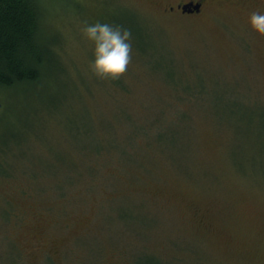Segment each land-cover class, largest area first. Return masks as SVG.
<instances>
[{
  "label": "rangeland",
  "instance_id": "obj_1",
  "mask_svg": "<svg viewBox=\"0 0 264 264\" xmlns=\"http://www.w3.org/2000/svg\"><path fill=\"white\" fill-rule=\"evenodd\" d=\"M40 1L43 77L0 87V264H264V1ZM96 20L132 31L118 79L89 66ZM129 115L187 138L156 121L127 151Z\"/></svg>",
  "mask_w": 264,
  "mask_h": 264
},
{
  "label": "trees",
  "instance_id": "obj_2",
  "mask_svg": "<svg viewBox=\"0 0 264 264\" xmlns=\"http://www.w3.org/2000/svg\"><path fill=\"white\" fill-rule=\"evenodd\" d=\"M44 11L41 7L40 0H0V87H13L16 85L35 84L43 77V71L47 68V63L52 57V51L50 49V43L47 41L42 31V20ZM44 22V21H43ZM151 43L149 53L145 51H136L139 57L158 54L160 47L155 46L156 43L163 46V44L156 42ZM164 47V46H163ZM162 47V48H163ZM142 60V59H141ZM143 62V61H142ZM150 68L153 64L144 60ZM174 84V83H173ZM182 95V94H181ZM180 113L187 117V114L182 111L177 112V118H180ZM127 123L128 130L121 143L125 146L127 151L129 146L134 142L135 135L141 133L147 135L148 129L152 128L151 125L156 121H160L158 117L154 118L153 122L145 124H138L134 122L130 115L129 118L124 119ZM150 121V120H149ZM148 122V121H146ZM160 125L157 127V131L147 135V140L164 141L169 139V142L165 143L168 151L178 149L181 138L184 137L185 130L180 128L182 134L179 132L174 133V141L168 135H163V131L169 125V122L160 121ZM174 123V122H173ZM183 130V131H182ZM185 139L187 136L184 137ZM165 139V140H164ZM161 143V142H160ZM138 148L137 145L133 146ZM130 152V153H129ZM127 156L132 162L136 161L140 164L145 162L143 156H137L131 151ZM124 152H120L122 155ZM132 153V154H131ZM178 156V154H176ZM123 156V155H122ZM123 157V158H124ZM175 157V156H174ZM176 160V158H174ZM7 215H11V210Z\"/></svg>",
  "mask_w": 264,
  "mask_h": 264
},
{
  "label": "clouds",
  "instance_id": "obj_3",
  "mask_svg": "<svg viewBox=\"0 0 264 264\" xmlns=\"http://www.w3.org/2000/svg\"><path fill=\"white\" fill-rule=\"evenodd\" d=\"M248 23L258 34L264 35V10L248 14ZM81 32L93 44L91 71L102 79H118L127 71L132 59V31L122 24L96 20L83 21Z\"/></svg>",
  "mask_w": 264,
  "mask_h": 264
},
{
  "label": "flooded vegetation",
  "instance_id": "obj_4",
  "mask_svg": "<svg viewBox=\"0 0 264 264\" xmlns=\"http://www.w3.org/2000/svg\"><path fill=\"white\" fill-rule=\"evenodd\" d=\"M208 1H211V0H184V1L178 2L176 5L170 6V9H178L182 11V7H179L180 5L182 6L183 4L192 2L193 4H196V3L200 4L199 10L198 11L194 10V11L187 12V13H199L203 8L204 3ZM222 1H227V0H222ZM228 1H235V0H228ZM236 1H241V0H236ZM261 1H264V0H261ZM183 13H186V12H183Z\"/></svg>",
  "mask_w": 264,
  "mask_h": 264
},
{
  "label": "water",
  "instance_id": "obj_5",
  "mask_svg": "<svg viewBox=\"0 0 264 264\" xmlns=\"http://www.w3.org/2000/svg\"><path fill=\"white\" fill-rule=\"evenodd\" d=\"M200 4L196 3L193 4L192 2L183 4L182 6L180 5L179 7H182L183 12H191V11H198L199 10Z\"/></svg>",
  "mask_w": 264,
  "mask_h": 264
}]
</instances>
